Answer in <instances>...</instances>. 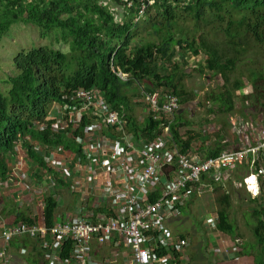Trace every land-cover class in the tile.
<instances>
[{"label": "trees", "instance_id": "1", "mask_svg": "<svg viewBox=\"0 0 264 264\" xmlns=\"http://www.w3.org/2000/svg\"><path fill=\"white\" fill-rule=\"evenodd\" d=\"M152 8L156 10L155 16L148 13L144 21L151 28V38L141 37V42L132 45L138 36L139 25L144 22L136 21L137 14L133 12L120 23L116 14L101 5L99 0H0V43L13 25L24 23L41 28L43 38L54 34L71 44L68 53L41 46L22 48L14 58L15 74L6 80L9 89L7 93L0 89L1 178L8 179L11 174L9 158L14 157L20 142L36 173L40 170L49 172L55 183L64 184L34 147L35 143L51 148L63 146L62 151L67 155L71 152L81 154V146L72 136L84 135L87 120L68 136L53 130L55 119L50 117L53 105L59 109L64 104H75V93L81 89L100 88L106 101L123 114L129 133L146 142L156 139L162 132L164 121L149 114L139 123L134 115L132 99L141 94L139 87L142 85L146 93L160 90L174 93L181 104L194 99L195 93L188 91L184 84L187 74L182 61L187 64L185 56L188 53L206 57L203 69L198 70L202 72L205 68L214 77H222L223 85L218 92L213 90L206 94L207 103L216 105L220 113L234 112L237 92L246 87L242 80L246 76L253 92L243 97L259 109L264 120V0H156ZM187 16L197 23L201 36L191 37L180 29L181 20ZM56 29L61 31L54 33ZM219 32L224 35L223 42L216 39ZM212 35L215 37L213 41L208 40ZM250 50L263 56V62L257 63L260 67L246 65V75L241 71L240 77L233 76L239 70L242 57ZM178 53L182 61H175ZM119 73L128 74V79L123 80ZM217 111L210 109V112ZM41 124L46 126L41 129ZM189 124L182 112L176 114L171 125L174 142L185 154L194 151L196 139L192 131L185 134L181 131ZM239 148L236 144L235 149ZM207 150L204 157H216L226 148L222 140H218ZM212 183L223 190L220 183ZM223 191L218 200L221 208L216 213L217 229L235 237L236 227L230 216L232 198ZM159 196L150 195L149 199L156 201ZM251 201L256 203L260 200ZM43 204V214L38 221L53 226L58 207L55 195L45 196ZM253 216L256 218L253 234L264 257L262 201L253 209ZM19 221L36 222L20 211ZM71 246V242L65 243L63 258L70 257ZM157 252L161 257L167 250L163 248ZM258 264H264V258Z\"/></svg>", "mask_w": 264, "mask_h": 264}, {"label": "built area", "instance_id": "2", "mask_svg": "<svg viewBox=\"0 0 264 264\" xmlns=\"http://www.w3.org/2000/svg\"><path fill=\"white\" fill-rule=\"evenodd\" d=\"M99 2L115 13L120 23L133 12L137 14L136 21L146 18L156 4V0H120L122 6L114 8L106 0ZM119 75L123 80L128 79V74ZM143 94L149 114L164 121L160 135L148 142L129 133L123 114L106 101L103 91L98 87L78 90L73 105L64 104L55 111V107L52 108L53 115L50 117L55 119L52 127L57 133L71 136L81 128L83 122H87L83 136H72L81 146L80 155L75 152L70 155L63 153V146L51 148L35 143V151L43 156L45 162L55 169L53 162L59 159L57 162L62 166L61 170L68 169L64 178L76 177L83 173L81 171L84 166L87 167L89 175L86 177L91 187L99 188L101 184L111 183V179H122L125 186L115 197L111 196L115 195L113 186L102 187L107 196L114 197L113 203L116 205L108 215H95L86 203H81V206L77 205L79 208L73 218L61 223L56 221L53 226H47L44 221L32 224L19 221L5 227L0 234V264H12L9 247L22 237L39 239L43 247L51 249L52 253L46 257L54 264L58 257L65 264L72 261L87 264L91 259V244L94 241L105 244L111 239L116 249L123 244L131 248L134 264H180L184 260L183 253L188 243L184 240L175 242L165 222L180 216L179 203L185 204V200L190 197L189 193L202 186L214 188L212 182L220 183L225 190V182L231 175L233 178L238 167L247 165L251 170L255 166L256 169L247 174L244 184L254 199L264 194L260 179L264 172V167H261L264 146L261 142L245 145L243 139L248 141L254 137V133L245 124L240 125L245 131L243 136L238 133L239 149H226L216 157H204L195 151L185 154L175 144L171 134V125L182 109L179 97L171 92L160 91ZM45 126L39 125L41 129ZM166 131H169L175 146V150L170 152L166 150L162 139ZM257 136L259 138L260 135ZM55 171L58 173L57 168ZM49 178L54 182L52 175ZM254 182L257 186L255 188ZM157 194L160 196L156 201L149 199L150 195ZM216 220H208L211 227L216 225L217 228ZM70 242V257L65 259L59 256L58 251ZM218 242L222 243L221 237H218ZM221 247L220 253L228 257L229 251ZM163 248L167 252L160 257L157 251ZM235 259L239 260L240 257L236 256ZM104 264H112L111 259H107Z\"/></svg>", "mask_w": 264, "mask_h": 264}, {"label": "rangeland", "instance_id": "3", "mask_svg": "<svg viewBox=\"0 0 264 264\" xmlns=\"http://www.w3.org/2000/svg\"><path fill=\"white\" fill-rule=\"evenodd\" d=\"M108 1L111 7L122 6L117 0H106ZM149 14L155 16L156 10L152 8L149 11ZM149 16V15H147ZM146 16V18H147ZM146 18L144 17L140 24L143 23ZM149 24L144 22L141 26L139 25L138 36L134 39L135 43L141 42V37L145 39L151 38L149 31L151 30ZM197 23L190 17L187 16L185 19H182L180 22V29L188 33L191 37L194 35L201 36L202 33L196 28ZM199 26V25H198ZM201 27V26H200ZM210 29V28H209ZM60 29H56L54 33L60 32ZM214 35L208 36V40L213 41ZM216 39L223 42L224 35L222 32H219L216 36ZM70 43H65L60 36H55L51 34L49 37H41V28L36 25H28L24 23L15 24L12 26L11 30L7 33L6 36L2 39L0 43V89L4 93H7L9 85L6 83L9 76L15 74L14 58L22 50V48H32V47H41V46H50L56 49H61L64 52L68 53L71 51ZM177 50L180 48L177 47ZM180 52V51H178ZM187 56V57H186ZM185 59L187 64H184L182 61L181 54L178 53V56L175 58V61H182L184 65L185 73L187 74L185 78V86L188 91L195 93V98L190 102H187L182 105L184 119H186L190 124L187 127L181 129L182 133L185 134L187 131H192L195 136L193 142V149L195 152H198L201 156L203 155L209 147H214L215 142L218 140L223 142L225 148L229 151L234 150L236 144L239 142L238 133L242 136L244 130L240 125L245 124L249 130L254 133V137L249 138L248 141H245V145H255V143L261 142L264 146V123L263 116L258 108H254L249 99H245L243 96L253 92V87L251 86L247 77L243 76L242 80L245 82L246 87L237 92L238 97L236 98V109L234 112L225 114L218 112V107L216 105H211L205 101L206 94L210 91L218 90L223 85V80L221 76H213L212 73L207 72L206 69L201 72L200 68L203 69L205 65L206 57L204 55L200 57L191 56L190 53L186 54ZM263 62V56L258 54L254 50H250L246 53L241 62H239V67L236 77H240V72H243V75H246L247 66L248 67H260L257 63ZM247 65V66H246ZM235 74V72H234ZM235 78V77H234ZM145 86L142 85L139 87V96L132 99L134 115L137 118L138 122L141 123L144 118L149 115V107L147 101L143 98L142 94L144 93ZM143 91V92H142ZM160 92H163L160 90ZM146 102V103H145ZM54 105L52 106V108ZM213 108L217 112H210V109ZM57 108H54V111ZM249 118V119H248ZM245 121V122H244ZM260 135L259 138L257 135ZM164 143L166 144V150L168 152L175 150L173 147V142L170 139L169 131L164 133L163 138ZM263 141H262V140ZM239 144V143H238ZM53 153V150H52ZM263 160L261 159V167H264V152L262 154ZM59 160V159H58ZM54 161L53 164L57 168L59 177L63 179V175L68 172L67 170H61V165ZM9 162L12 168V173L17 175L16 181L17 185L21 187L23 195H28L24 197V201L20 200L21 208L23 211L31 215V218L38 221L41 219V207H39L38 201L42 200V196H47L53 193L56 197L61 194L66 196V199H69L70 202L73 199V193L67 188L66 185H58V183L53 186L52 181L44 178L43 171L35 172V167L31 164L25 149L22 148L21 143L19 142L18 147L14 157L9 158ZM69 164V163H68ZM55 168V169H56ZM256 166L251 170V167L247 165H241L238 167L236 172L225 182V190L229 192L232 198V205L230 208L231 220L236 227L235 237H241L245 240L247 250H251L249 256L254 259L255 263L258 264V261L263 257L261 251L256 248V239L253 234V228L256 224V218L253 216V209L257 207L264 199L261 198L260 201L254 203L251 200H254L252 193L249 192L246 185L244 184V178L251 171H255ZM73 170V168H72ZM264 171V170H263ZM35 172V173H34ZM74 171H71V173ZM84 174L76 175L74 179H79L80 177H86L89 175V170L87 167H83L82 171ZM80 172V173H81ZM21 173V174H20ZM27 173L29 175H27ZM261 185L264 187V172L260 177ZM65 180V179H63ZM255 179H253L254 181ZM76 185L81 188L83 192H88L87 188L92 186L88 178L86 180L81 178L76 180ZM256 183H253L255 187ZM26 187V190L23 188ZM12 186L9 187L11 189ZM14 188V187H13ZM6 189L5 191H8ZM224 190V189H223ZM223 190L207 186L199 187L194 189V194H190V197L185 200L184 203H187V206L181 212L179 218H174L175 222L170 224V228L174 233L183 232L186 237H214L218 240V237H231L230 235L219 232L216 228V225L211 227V223L205 221L206 217L217 218V212L221 208L219 203V198L223 194ZM21 191V190H20ZM262 193V192H261ZM262 195L257 197L260 198ZM3 200L5 201L6 195H3ZM43 197V198H44ZM4 203V202H3ZM5 206V204H4ZM78 208L76 205L74 207H62L60 205L58 216L61 214H66L71 212L74 215L77 214ZM218 222V221H217ZM169 228V227H168ZM217 231V232H216ZM237 239V238H236ZM236 241V240H235ZM193 241L187 246V249L191 246ZM223 246L222 243L214 242V244ZM229 255V254H227ZM226 256V255H225ZM237 255H235L236 257ZM224 257L223 259H227ZM33 259L27 260L28 264L32 263ZM196 264V263H193ZM203 264V263H202Z\"/></svg>", "mask_w": 264, "mask_h": 264}, {"label": "crops", "instance_id": "4", "mask_svg": "<svg viewBox=\"0 0 264 264\" xmlns=\"http://www.w3.org/2000/svg\"><path fill=\"white\" fill-rule=\"evenodd\" d=\"M27 175L29 174L27 173ZM43 175H44V178L50 181L49 177H51V174L49 172L43 171ZM61 177H60L61 180L65 179L63 180L64 184L58 183V185H66L67 188L74 195H73V199L71 202L69 199H66V196H62L61 194H59L57 197L55 196L58 202V207H57L58 210H59L60 205H62V207L72 208L75 205L81 206L80 205L81 203H86L90 210H92L94 213L96 212L95 215H101V214L108 215L110 211L116 207V205L113 203L114 197L116 196L117 193L122 191L125 186V184H123L124 181L122 179L120 180L111 179L110 181L111 183L101 184L98 186L99 188L90 186L87 188L88 192L84 193L81 190V188L76 185V180H79L81 178H84L86 180V177H80L79 179H74L75 177H70V176L69 177L65 176V178L63 177V179ZM16 178H17V175L15 173H12V171L8 179H3L0 176V234L5 227H8L9 225L13 223H17L18 212L19 211L24 212L23 209L21 208L22 204H20V200L24 201V197L29 196V194L23 195L24 191L21 188L23 186L19 187V185H17ZM56 184H54L53 186H55ZM110 185L113 186L115 189V192H113L115 195H111L114 197L107 196L106 193H104V191L102 190V187H109ZM10 186H12L11 189H9ZM6 189H9V190L5 191ZM23 189L26 190V187H24ZM4 194L6 195L5 201L3 200ZM43 197L44 195L42 196V200H39L37 204L39 207L42 208L41 216L44 210V204H43L44 198ZM186 206H187V203L183 205L179 203L181 212L184 210ZM58 210L56 211L58 212ZM26 215L27 217H31V215H28V214ZM74 216L75 215L71 213L70 211L67 212L66 214H61L59 216H58V213H56V221L57 223H61V222L66 221L67 219L73 218ZM180 216L169 218L165 222V226L167 228L169 227L168 229L170 230L175 242L184 240L188 243L187 246H189L191 241H193L191 246L188 249L186 246L185 251L183 253L184 260L183 261L181 260L180 264H193V263H196V264H202V263L203 264H256L254 259H252L251 256H249L251 250H247L245 240L242 239L241 237H235V239L233 240V238L222 236L221 238H222L223 247H221L217 243L214 244V242H218V240L214 239V237H211V238L210 237H186L187 235H184L183 232L174 233L170 228V224L175 222L174 218H179ZM213 218L214 217H208V218L206 217L205 221H208V220L212 221ZM217 221L218 220H216V222ZM218 231L221 232L220 230ZM222 234L223 233L221 232L220 235ZM48 239L50 242H52V239L50 237ZM255 244H256L255 245L256 248L259 251H261L259 249L260 247L257 244V241L255 242ZM220 247L227 249L229 251L230 255H228L227 259H223L226 256L220 253ZM9 248H10V254L13 257L12 264H28L27 260H30V259H33L32 261L33 264H54L52 261H50L46 257L47 254L52 253L51 249H47L43 247V243H41L39 239H34L30 237H22L20 239H16L10 245ZM169 251H172V250H168V252ZM61 254H62V250L58 251V255L61 256ZM235 255L239 256L240 259L239 260L235 259ZM90 258H91L90 260L96 261L97 264H104L107 259H111L112 264H134L132 260V256H131V248L123 244L119 249H116L114 243L112 242V239L105 244H99L97 241H94L91 244ZM56 264H65V263L63 262L61 257H58V261L56 262ZM70 264H76V263L72 261Z\"/></svg>", "mask_w": 264, "mask_h": 264}, {"label": "water", "instance_id": "5", "mask_svg": "<svg viewBox=\"0 0 264 264\" xmlns=\"http://www.w3.org/2000/svg\"><path fill=\"white\" fill-rule=\"evenodd\" d=\"M182 112H183V110H180L179 114H181ZM87 264H97V263L94 260H90Z\"/></svg>", "mask_w": 264, "mask_h": 264}, {"label": "clouds", "instance_id": "6", "mask_svg": "<svg viewBox=\"0 0 264 264\" xmlns=\"http://www.w3.org/2000/svg\"><path fill=\"white\" fill-rule=\"evenodd\" d=\"M181 110H183V109H181ZM179 113V112H178ZM264 123V122H263ZM54 183V182H53ZM225 192H227L226 190H225ZM227 193H229V192H227ZM262 198V196L260 197V198H258V200H260ZM255 199H257V198H255ZM217 220H218V217H217Z\"/></svg>", "mask_w": 264, "mask_h": 264}, {"label": "bare ground", "instance_id": "7", "mask_svg": "<svg viewBox=\"0 0 264 264\" xmlns=\"http://www.w3.org/2000/svg\"><path fill=\"white\" fill-rule=\"evenodd\" d=\"M255 187H257V186L255 185ZM255 187H254V188H255Z\"/></svg>", "mask_w": 264, "mask_h": 264}]
</instances>
